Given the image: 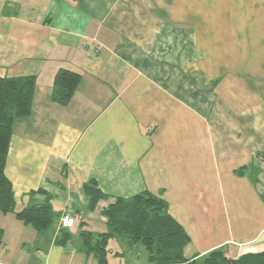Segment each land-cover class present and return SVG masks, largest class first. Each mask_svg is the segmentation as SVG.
I'll return each instance as SVG.
<instances>
[{"label":"crops","instance_id":"1","mask_svg":"<svg viewBox=\"0 0 264 264\" xmlns=\"http://www.w3.org/2000/svg\"><path fill=\"white\" fill-rule=\"evenodd\" d=\"M60 69L80 75L68 101ZM30 76L5 174L18 209L48 192L59 216L38 232L0 213V264H98L81 230L145 191L189 234L187 259L264 252V0H0V77ZM91 181L111 197L94 211ZM108 246L109 264H149Z\"/></svg>","mask_w":264,"mask_h":264},{"label":"trees","instance_id":"2","mask_svg":"<svg viewBox=\"0 0 264 264\" xmlns=\"http://www.w3.org/2000/svg\"><path fill=\"white\" fill-rule=\"evenodd\" d=\"M79 82L80 75L68 69H60L54 79V85L61 91L64 101L75 93ZM35 83L33 76L0 77V213H14L24 224L44 232L54 227L59 216L51 203L50 193L46 192L44 202L18 209L13 185L5 174L14 121L29 114ZM84 190L92 211L96 210L100 201L111 198L101 191L95 181L86 183ZM39 192L45 190L39 189ZM111 200L101 211L106 218L107 230L97 234L89 230L80 232L81 250L92 254L98 264H109L108 245L115 238L124 240L130 247L142 246L147 252L149 264H264V252L248 253L234 259L227 255L224 248L214 249L200 259H187L184 249L191 238L169 213L163 198L145 191ZM66 229L61 230L56 243H68L71 234Z\"/></svg>","mask_w":264,"mask_h":264},{"label":"built area","instance_id":"3","mask_svg":"<svg viewBox=\"0 0 264 264\" xmlns=\"http://www.w3.org/2000/svg\"><path fill=\"white\" fill-rule=\"evenodd\" d=\"M75 219L70 215H65L61 219V228H72L74 226Z\"/></svg>","mask_w":264,"mask_h":264},{"label":"rangeland","instance_id":"4","mask_svg":"<svg viewBox=\"0 0 264 264\" xmlns=\"http://www.w3.org/2000/svg\"><path fill=\"white\" fill-rule=\"evenodd\" d=\"M94 228H97V229H104L105 228V224L103 225L102 222H101V218L97 219V223L94 224ZM140 247V250H142V254L143 256H147V253L146 251L144 250V248L142 246H139ZM141 253V252H140ZM194 259H200V258H194ZM202 259V258H201Z\"/></svg>","mask_w":264,"mask_h":264}]
</instances>
